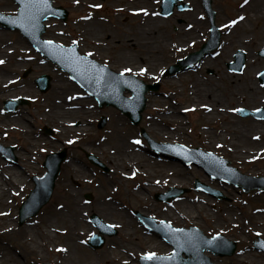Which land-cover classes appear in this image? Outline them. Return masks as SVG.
Listing matches in <instances>:
<instances>
[{"label":"rangeland","instance_id":"rangeland-1","mask_svg":"<svg viewBox=\"0 0 264 264\" xmlns=\"http://www.w3.org/2000/svg\"><path fill=\"white\" fill-rule=\"evenodd\" d=\"M52 2L54 6H61L67 9L68 17L65 22H56L53 19L48 21V24L51 22V26H56L53 27L52 33H48L45 29L43 33L45 37L53 38L54 41L62 45H70L75 41V43H78L80 52H86L87 54L91 53L89 56H92V58L94 57L102 63L107 64L108 61L110 63L109 67L114 71L120 69L122 64L127 63L133 70L127 74H134L145 82L157 81L159 83V89L158 94L146 96V100L148 98L147 104L142 111L141 121L137 125L131 124L125 115L113 107L103 106L102 108H98L95 101L91 110L92 115L86 120L84 117L80 119L82 113L81 108H83L84 105H89L91 103L90 100H93V98L89 97L83 102L76 100L75 97L77 95L79 96L81 94L84 96V94L87 93L81 90L79 85L70 79L66 72L61 70L55 63L48 59L45 60L43 59L44 57H41V55L35 51H31L32 47H30L26 39L21 37L18 31L0 28V31L5 34L0 41V60L4 61V63L0 64V77H2L0 80L7 81L9 78H18V80L15 79V87L9 88L10 86H6L5 84L0 87L4 90L1 92H3L5 96L18 95L36 98L34 102L20 105L15 111L8 113H5L2 109L4 108L3 102L6 99L0 101V109L1 112L4 113L3 115L0 113V125L3 127V129L0 128V142L4 141L6 144L15 145L13 151L17 154L16 162L20 163L23 167L25 182L27 184V186L20 191V197L13 196L11 198L13 208L17 212L16 226L39 227L40 224L43 223L41 218L45 215L46 211L54 209L57 204L64 203L68 200V195L63 189L69 187L72 192L79 197L81 206L90 208V212L84 215V225L81 226L82 229H91L92 233L97 232L95 227L88 221L91 213H95L108 223H112L117 230L115 235L105 238V243L101 248L95 250L85 246L86 237L81 235L80 241L87 255L85 256L86 258L82 255V257H77L76 264H84L90 261H100L103 263L105 260L103 252L108 253L107 257L109 258V261L105 264H124L127 262L126 260H129L127 264H132L133 262L137 264V255L132 254V252L148 248L145 247L144 243L137 242L139 238H142V228L139 227L136 221L132 224L128 222L125 223V219L120 215L99 213L95 207L102 203L98 201V196L101 195V191H105L118 201L121 205V209L124 211L132 209L142 212L143 208L152 203L158 211L169 208L173 215L176 214L175 210L179 208L182 202L190 205L193 209L197 208L195 203L198 200L201 201L202 198L199 197L198 199L195 195L201 194L212 200L211 204L203 205L206 208L203 214L199 213L201 218L193 212L197 218L194 220H185L186 222L182 224H178V222L172 221L169 218L166 219H169L171 224L185 225L186 227L193 224V226L199 228L206 234L208 229L211 230V233L215 231L222 232L226 234L225 236L227 238L234 240L237 243V249L234 255L230 257H218L210 253L208 254L211 261L216 264H240L236 261L235 256L238 258L240 254H247L248 249H253V252L256 253L259 258L255 261L245 260L241 262L242 264H264V253L255 250L252 246V243L258 239V237L255 236L254 230L258 231L259 238H264V225L260 226L261 224H257L254 220V217L257 216V210H255V208H260L262 213H264V191L253 190L248 193H242L240 189H235L232 184L221 185L223 182L220 179L209 177L201 166L184 163L181 159L168 158L167 160L179 163L182 168L186 169L187 173L185 177L189 178L190 182L188 184L173 185L177 188H183L184 193L168 202L158 201L154 198L156 193L164 192L168 186L166 182L158 184L156 191L148 190L147 193L145 192L144 196L147 197V202L143 206L140 201L133 198L131 192V189L135 187L136 184H144L143 179L137 176L132 180H121L120 172L126 170L127 167L126 165L117 163V160H122V150L124 149L122 145L134 139H137L141 145L152 152L155 148L150 146V141L151 143L178 142L190 146L199 145L203 149H214L215 143H213V141L218 140L215 138V134L218 133L222 127H225L226 123L229 125L230 122L229 115L228 117L223 116L216 118V114L221 113L220 109L232 108V110H234L236 104L250 109L263 105L262 98H264V87L258 84L254 76L255 71L264 67V60L257 55V50L264 47V35L257 34L255 20L250 21V19H248L247 21L244 19L243 21L247 27V31L244 35L248 37V41L245 43L238 40L236 41V36H240L241 33L239 34L238 26L231 24V21L235 20L237 23L242 16L241 13H244V16L248 18L250 15H253L255 11L263 12L264 3L256 8L249 9V5H247L248 0L247 3H245L244 0H212V8L216 13L214 19L215 23L217 25L222 24L224 29L221 31L222 47L217 49L216 56L209 58L212 61L209 66H202L201 68L185 71L177 74L174 78H170L164 74L165 68L174 62L177 57H181L188 51L199 48L201 43L208 38L209 22L207 17L199 16V13L200 15L202 13L200 0L183 1L185 3L187 2L188 5L192 7V10L174 12L171 16L166 18L158 17L163 20L165 24L162 30L164 32L162 36L164 39L163 44L166 45V47L165 50L162 51L163 48L161 49L158 45L156 55L160 57L156 58V62L150 63L148 71L144 74H140V67L146 65V62L141 59H143L146 49L154 46V43L150 41L153 35L146 33L143 36L142 43L145 49L136 55L132 52V60L127 59L122 64L115 60V54L120 53V50H111L108 47L111 43H115L119 40L117 37L121 34V29L128 33L131 31V35L134 37L136 31L133 32V30L138 27H143L142 24L145 23L142 17L151 16H146L144 11L136 13L137 15H133V13L123 8V3H117V0H84L82 4H79L77 0H52ZM98 3L102 5L96 7ZM152 3H154V0H128L127 4L130 10L134 8L144 10ZM155 6L157 7V5ZM148 9L151 10L150 7H148ZM16 10L17 5H15L13 0L0 2L1 13L15 14ZM191 17L201 22L200 30L202 32H200L198 36L195 35L193 37L191 35L186 36V33L179 34L180 27L184 26L186 21H190L192 19ZM90 20H94L95 22L92 28L85 31L84 28L81 27L82 22ZM179 20H181V22H179ZM228 37H230V41H227ZM224 47L232 52L230 60H232L233 53L237 49H241L245 52L247 63H245L246 65L243 70L246 71L250 65L253 67L251 77L254 86L260 89L256 96H252L253 99L248 98L246 95L241 98L238 94V92H241V83L245 82V71L240 74L229 75L226 69L227 62L225 64L218 62L223 55ZM183 48L185 49L182 50ZM26 49H28L32 57V61L30 62H23L27 54L25 53ZM2 51H5V55H3ZM253 58L254 61L248 65L250 59ZM40 59L43 61L41 62ZM113 63L114 65H112ZM219 65L223 69L222 74H227V76H229L228 78L231 79V85L225 77H221V75L218 74L221 70ZM160 69L162 70L160 71ZM209 70H212L213 73H208L207 71ZM156 71L158 74L155 73ZM43 74L49 77V86L44 92H41L36 88L34 79ZM183 75L188 76V78H184ZM195 76L202 82L204 91H206L207 88L214 89V95L216 94L219 96L221 94L222 97L211 98L210 94H202L201 92V94L198 93L199 95L196 94V96L194 92ZM55 78H59V80L63 81L65 86H72L75 93L69 91L70 89H63L61 92L53 91V81ZM215 81H217L218 89L214 88L213 82ZM63 84H60L58 88L62 87ZM232 91H234V100L229 99L228 95ZM149 98L153 100L149 101ZM247 100H251V102ZM58 104L59 106L66 105V107L61 108V111H58L60 114L55 117L51 115V113H54L52 112L51 106ZM203 104L209 105L213 107V109L216 107L218 108L212 116V121L214 122H209V120L205 119L207 110L200 108L192 109L194 106ZM69 106H72V108H69ZM45 107L47 110H45ZM76 107H81L77 109L78 113L71 114ZM169 107H174L176 111L171 113ZM183 108L192 109L193 111H190L191 113H185L186 115H184L179 110ZM166 113H169L166 117L172 121L168 119L164 121L161 119ZM16 114L19 117V124L14 121L17 116ZM174 114H177L176 118L180 121H174V119H176L173 117ZM232 114L236 118L235 124L240 127L248 124L250 120L253 119L252 117L237 116L234 111H232ZM101 115L108 116V120L105 127L98 129L95 121H97ZM24 116L28 121V123H24L27 127V132H22L23 127L20 126V119L22 117L24 118ZM24 121L26 120L24 119ZM153 123L156 124L153 125ZM258 123L263 125L264 120ZM45 128H49L52 132L48 135L45 134L43 131ZM141 130L145 132L147 138L143 137L144 135ZM3 132L7 133L6 137H3ZM172 132L173 136H175L173 140L167 139L166 137L169 135L171 136ZM206 132L213 133L211 139L205 137L204 133ZM70 138L73 140V143L68 145L66 141ZM117 140H121V144H118ZM226 141L227 139H225L223 143L226 144ZM88 142L91 143L87 144ZM211 142L212 144L210 145ZM208 145L213 148H208ZM62 149L66 151L67 157L65 161L61 163L50 200L36 215L20 223L18 216V204H21L20 199L25 200L26 195L33 189L34 183L32 178L36 175L44 174L45 168L43 167V161L46 154ZM160 150L168 153L164 147H161ZM84 151L92 152L99 161L108 167L107 172L104 173L102 170L98 169V167L92 165L87 159L88 153ZM215 151L228 159L229 164L236 166L238 170L248 175H264V151L251 163L236 161L238 156L234 153L235 151L227 149L225 146H218ZM1 162L7 161H5L0 154V163ZM68 164L77 167L78 173L73 177L67 178L64 173ZM195 179L221 191L222 198L214 199L205 193L195 190ZM85 193H91L92 198L86 200L84 197ZM256 196L260 198V201L256 200ZM230 213H232V215ZM260 219L263 220V218ZM130 232H132L131 234L134 236L136 242H132V239H126L124 237L125 234ZM91 234L88 236L90 237ZM154 242H156L155 239L151 240V245H153ZM10 243L13 242L10 241ZM163 244L165 248L168 247L166 243L163 242ZM126 248L131 252L126 250ZM155 250L157 252L161 251L157 248ZM53 258H55L53 254L49 255L47 260H44L43 263H51ZM32 261L33 258L31 256H24V259L21 260V264H34Z\"/></svg>","mask_w":264,"mask_h":264},{"label":"bare ground","instance_id":"bare-ground-1","mask_svg":"<svg viewBox=\"0 0 264 264\" xmlns=\"http://www.w3.org/2000/svg\"><path fill=\"white\" fill-rule=\"evenodd\" d=\"M0 2H5V0H0ZM78 3L82 4L84 3V0H79ZM117 3H123V8L126 11H130V9H128L127 4L128 0H117ZM262 3H264V0H248L247 5H249V9H253L258 7ZM134 9L135 13L141 11V9L139 8ZM146 11L148 14H150L149 10ZM191 18L192 19L190 21H186L184 26L180 27L179 34L186 33V36L191 35L193 37L195 35L198 36L200 32H202L200 30L201 22L196 20V18ZM244 19L247 21L248 19H250V21L255 20L257 25V34L264 35V11H255L253 15H250V17H243V19H240L239 22L236 23V26H238L239 34L241 33L240 36L238 35L239 37L236 36V41L238 40L243 43L248 41V37L244 35V33L247 31V27L245 25V22L243 21ZM142 20L145 21V23H141L143 27H138L133 30V32L136 31L134 37L131 35V31H129L128 33L124 30L122 31L121 29V34L117 37L119 38V40L115 43H111L108 48H110L111 50H120V53L115 54V60H117L118 63L122 64L127 59L133 58L132 52H134L136 55L137 53L142 52L145 49L142 43L143 36L146 33L153 35V38L150 41L154 43V46L148 47L145 51L146 53L143 59H141L142 61L146 62V65H143V67H140V69H147L148 71L150 63L156 62V58L160 57L156 55L158 51V45L159 47H161V49L163 48L162 51L165 50L166 45L163 44L164 39L162 36L164 34L162 30L164 29L165 24L163 20L154 17H142ZM94 22V20L83 21L81 27L84 28L85 31L89 30L90 28H92ZM4 35L5 34L0 31V41L2 40V37ZM227 41H230V37L227 38ZM2 53L3 55H5V51H2ZM230 53L231 50H229L228 48H223V55L221 56L218 62L221 64L226 63V61L229 60V58L231 57ZM253 61L254 59H250L249 65ZM211 62L212 61L210 59H207V62L204 63V66H209ZM112 65H114V63ZM121 66L122 67H120L118 71H123V69L125 68H131V66H129L127 63L122 64ZM219 68L221 70L218 74L221 75V77H225V79L228 80L231 85L232 82H230L231 79L228 78L229 76H227V74H222L223 69L220 65ZM252 68L253 67L250 65L248 69L244 72L245 82L241 83V92H238L241 98L246 95L248 96V98L253 99V97L256 96L257 92L260 91L258 87L254 86L253 79L251 77ZM155 73L158 74L157 71ZM183 77L188 78V76L185 75H183ZM1 78L2 77H0V79ZM53 82V91L61 92L63 89H70L69 91L75 93L72 86H65L63 84L64 82L59 80V78H55ZM194 82L195 95L201 92L202 94H210L211 98L222 97L221 94L219 96L216 94L214 95V89L212 90L207 88L206 91H204L202 82H200L196 78V76ZM5 84L6 81L0 80V87L4 86ZM60 84H63V86L58 88ZM213 84L215 89L219 88L217 87V81L213 82ZM1 91L4 90L0 88V99L4 98L5 96V94H3V92ZM228 95L229 99L234 100V91H232ZM83 101L84 100H80V102ZM247 101L251 102V100ZM236 106H238V104H236L235 107ZM61 108L62 106L59 105L53 106L52 112L54 113H51V115H54L56 117V115L60 114L59 112L61 111ZM81 110L82 116L80 115V119L82 117H84V119H87L91 114L90 109L88 107H85ZM169 111L174 112L175 108L169 107ZM215 111L216 108L210 109V111L205 114V119L209 120V122L212 121V116ZM229 111V108H225L221 110V113L216 114V118H220L223 116L228 117L229 115L230 122L229 125L227 123L226 126L223 125L225 127H222L221 130L215 134V138L218 140L213 141V143H215V147L221 145L227 147V149L235 151L234 153H236L238 156V159H236V161L251 163L259 153H262L264 149V123L263 125H261L260 123L254 120H250L248 124L242 125L241 127L237 126V124H235V116ZM72 113L77 114L78 110H74L71 112V114ZM167 115L169 114L166 113V115L162 116L163 118L161 119H163L164 121L167 119L170 120L168 117H166ZM24 119L27 121L25 116L24 118L22 117L20 119V126L23 127L22 132H27V127L24 124L26 123V121H24ZM15 121H18V118H16ZM174 121L179 120L174 119ZM155 124L156 123H153V125ZM171 134V136L169 135L166 138L169 140H173V137L175 136H173V132ZM204 135L205 137L211 139V135L213 136V133L206 132L204 133ZM225 139H227L226 144L223 143V141L225 142ZM117 143L121 144V140H117ZM211 144L212 142L210 143V145ZM210 145H208V148H213ZM122 148H124L122 150L123 157L121 156L122 160H117V163L120 165H126L127 168L123 172H120V179L129 180L135 175H138L143 179L144 184L138 183L135 187L131 189L133 198L140 201L141 205L144 206L147 202V197L144 196L145 192L147 193L148 190H156L158 188V184L160 183L166 182L171 185H180L188 184L190 182V179L185 177L187 173L186 169L182 168L179 163L166 160V158H160L159 155L155 154L154 152L145 148L141 144L137 143V140H132L122 145ZM77 173V167L68 164L64 175L68 178L75 176ZM24 176L25 173L20 163H0V264H21V260L24 259V256H31L33 258L32 262H34V264H43L44 260H47V257L52 254L55 256V258H53L51 263L49 264H76L77 257H80L82 255L84 256V258H86L85 256L87 254L84 251V248L82 247L80 236H86L90 232V229L81 228V226L84 225V215L90 212V208L86 206H81V204L79 203V197L75 193H73L69 187L63 189L68 195V200L64 203L57 204L54 209L46 211L45 215L41 218V221L43 223L40 224L39 227L16 226L17 212L13 208V202L11 198L13 196H20V190L27 186ZM195 196L198 197V199L199 197L202 198L201 201H196L195 205L197 208L195 209L191 208L190 205L186 204L185 202H182L179 205V208L175 210L176 214L173 215L169 208H165L162 211H158L155 208L154 204L150 203L148 206L143 208L141 213L153 214L156 216V218L159 219L169 218L172 221L178 222V224H182L186 222L185 220H194L195 218H197L195 217L193 212L201 218V215H199V213L203 214L206 208L203 205H209L212 203V200L202 196L201 194H197ZM256 200L260 201V198L256 196ZM98 201L102 202L95 207L99 213H104L107 215H120L122 218L125 219V223L128 222L132 224L133 222H135L132 218V211L122 210L120 203L116 201L111 195L107 194L105 191H101V195L98 196ZM260 211V209L257 210V216L254 217V220L257 224H261L260 226H263L264 213ZM230 214L232 215V213ZM260 218H263V220H261ZM131 233L132 232L125 234L124 237L126 239H132V242H136L134 236H132ZM141 237L142 238H139L137 242L144 243L145 247L157 248L159 250H162L163 253L170 250L169 248H165L162 241L157 240L152 236H148L144 228L141 233ZM154 239L156 240V242L151 245V240ZM10 241H12L13 243H10ZM126 250L128 249L126 248ZM142 252L143 250H138L133 251L132 254H138ZM107 254L108 253L103 252V256L105 259L103 263H101L100 261H90L84 264H105L107 261H109ZM235 258L237 262L241 263L245 260L255 261L259 257L256 253L249 251L247 252V254H242L238 256V258L237 256Z\"/></svg>","mask_w":264,"mask_h":264},{"label":"snow or ice","instance_id":"snow-or-ice-1","mask_svg":"<svg viewBox=\"0 0 264 264\" xmlns=\"http://www.w3.org/2000/svg\"><path fill=\"white\" fill-rule=\"evenodd\" d=\"M20 2L23 4V11L20 14V19L25 21V23L31 27L34 28L38 22L39 16L45 11L50 8L49 0H20ZM79 2V0H77ZM245 3H247V0H244ZM96 7H100V5H96ZM145 11V14H147L146 10H141ZM2 18V17H0ZM240 19H243V17H240ZM15 23V21H13ZM236 21L233 20L231 21V24H235ZM191 27V26H190ZM46 46H48L50 49L56 48L59 49L62 52L67 53V60L73 64H75L77 67H80L82 65H86L87 62L84 57H81L79 55H76L74 53L73 49H63V46L56 45L54 41H45L44 42ZM75 43V41L73 42ZM88 55H91L89 53ZM4 63L3 60H0V64ZM93 71L96 74H99L103 71L102 68L95 67L93 66ZM133 70L131 68H125L123 71L120 73L121 76L124 75V73H130ZM147 71V69H140V74H144ZM71 99V97H70ZM237 111H243V109H238ZM259 111V110H257ZM69 143H72V141H69ZM139 143V141H137ZM163 223V222H162ZM179 231V230H178ZM190 243V241H189ZM207 243H212V241H207ZM143 259L151 261L154 259H157V256L155 253H146Z\"/></svg>","mask_w":264,"mask_h":264},{"label":"water","instance_id":"water-1","mask_svg":"<svg viewBox=\"0 0 264 264\" xmlns=\"http://www.w3.org/2000/svg\"><path fill=\"white\" fill-rule=\"evenodd\" d=\"M207 8L209 9V3L210 0H204ZM263 55H264V51H263ZM54 158V161L52 162V164H47V167L49 169L47 175L45 177H43V179H38L37 181V189L35 191L32 192L31 194V199H35V203L33 204V209H32V213H35L38 208L49 198L51 191H52V187H53V181L55 179V176L59 170V163L60 161L63 159L64 154L60 153L57 155L52 156ZM41 182V184H39ZM184 252L186 254H189L192 252V248L191 247H187ZM177 261L178 262H174L172 264H197L195 260H191V259H180L179 255H177Z\"/></svg>","mask_w":264,"mask_h":264}]
</instances>
